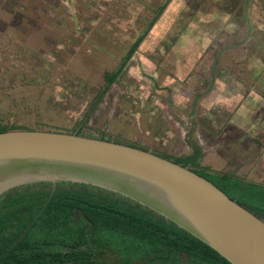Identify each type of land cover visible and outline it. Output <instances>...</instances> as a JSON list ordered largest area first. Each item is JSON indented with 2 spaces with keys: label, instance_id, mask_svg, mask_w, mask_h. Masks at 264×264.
<instances>
[{
  "label": "rangeland",
  "instance_id": "1",
  "mask_svg": "<svg viewBox=\"0 0 264 264\" xmlns=\"http://www.w3.org/2000/svg\"><path fill=\"white\" fill-rule=\"evenodd\" d=\"M113 6L110 0H0V122L79 130L171 159L190 154L195 142L190 105L177 106L171 86L157 87L156 73L169 71L178 57L176 43L166 49L174 39L171 31L150 30L91 108L109 80L111 73L104 72L116 69L152 17L138 14L130 23L131 15L114 12ZM179 96L187 98L188 90ZM207 142L204 155L217 145ZM261 163L247 167L253 171L246 180L253 177L264 185L262 157ZM247 168L234 159L211 170L239 174Z\"/></svg>",
  "mask_w": 264,
  "mask_h": 264
},
{
  "label": "trees",
  "instance_id": "2",
  "mask_svg": "<svg viewBox=\"0 0 264 264\" xmlns=\"http://www.w3.org/2000/svg\"><path fill=\"white\" fill-rule=\"evenodd\" d=\"M157 17L135 39L116 69L104 72L111 73L109 82L91 108L123 72ZM26 128L31 127L0 122V132ZM191 145L193 152L174 160L192 167L264 219V185L201 167L202 150L195 142ZM65 183L69 185H61ZM0 264L231 263L174 222L122 195L83 183L37 182L0 196Z\"/></svg>",
  "mask_w": 264,
  "mask_h": 264
},
{
  "label": "crops",
  "instance_id": "3",
  "mask_svg": "<svg viewBox=\"0 0 264 264\" xmlns=\"http://www.w3.org/2000/svg\"><path fill=\"white\" fill-rule=\"evenodd\" d=\"M112 3L114 12L131 15L130 23L137 21L135 15H152L142 31L158 14L145 37L156 27L171 31L175 40L166 49L176 43L178 57L169 71L156 73L157 87L167 91L171 86L177 106L190 105L189 125L194 126L195 143L201 150L207 141L217 144L208 154L203 149L200 166L217 172L211 169L237 159L246 168L262 167L264 0H110ZM185 88L188 96L181 98L179 93ZM250 167L235 175L262 184L253 177L245 179Z\"/></svg>",
  "mask_w": 264,
  "mask_h": 264
},
{
  "label": "water",
  "instance_id": "4",
  "mask_svg": "<svg viewBox=\"0 0 264 264\" xmlns=\"http://www.w3.org/2000/svg\"><path fill=\"white\" fill-rule=\"evenodd\" d=\"M37 182L83 183L137 202L231 264H264V219L192 167L144 147L77 130L0 132V196Z\"/></svg>",
  "mask_w": 264,
  "mask_h": 264
}]
</instances>
